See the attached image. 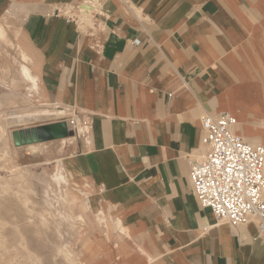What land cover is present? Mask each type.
I'll use <instances>...</instances> for the list:
<instances>
[{
    "label": "crops",
    "instance_id": "1",
    "mask_svg": "<svg viewBox=\"0 0 264 264\" xmlns=\"http://www.w3.org/2000/svg\"><path fill=\"white\" fill-rule=\"evenodd\" d=\"M6 17L43 106L88 127L64 165L121 218L122 264H264L256 222L218 223L189 164L207 112L264 144V0H0Z\"/></svg>",
    "mask_w": 264,
    "mask_h": 264
},
{
    "label": "rangeland",
    "instance_id": "2",
    "mask_svg": "<svg viewBox=\"0 0 264 264\" xmlns=\"http://www.w3.org/2000/svg\"><path fill=\"white\" fill-rule=\"evenodd\" d=\"M0 22H3L7 31L10 29L9 18H3ZM10 37L8 33L5 40L0 39V264H90L94 261V252L82 244L85 238L88 237L93 245L102 246L96 254L105 253L102 250L109 245L115 250L114 245L109 243L111 230L116 231L113 237L116 245H122L115 228H102L101 235L106 239L97 237L101 241L95 243L92 236L96 235L90 233L87 225L79 220L72 225L67 220L59 219L60 234L52 230L51 226V230L47 229L48 226L39 221L41 211H45L49 220L60 211H68L62 200L65 190L74 191L79 201L88 196L89 209L94 213L99 212L105 222L112 224L115 221H110L105 211L97 209V203L93 204V192L87 185L73 179L69 186L59 190L50 183V177L55 171V160L75 152L87 132L82 133L74 144L64 146L60 140L74 134L45 133L42 137L37 132H26L27 128L62 121L71 130L73 124L70 119L76 117L69 114L58 118L38 116L40 109L48 108L43 106L38 93H31L29 85L21 79L18 71L20 51L16 43L22 41L18 39L13 42ZM22 44L25 45L23 42ZM30 94L34 96L31 97ZM80 124L87 126L82 121ZM30 145H37L38 148L33 150ZM89 209L86 208L87 213ZM58 246L63 250L59 252ZM99 258L98 261L101 260ZM113 259L121 260L120 256Z\"/></svg>",
    "mask_w": 264,
    "mask_h": 264
},
{
    "label": "built area",
    "instance_id": "3",
    "mask_svg": "<svg viewBox=\"0 0 264 264\" xmlns=\"http://www.w3.org/2000/svg\"><path fill=\"white\" fill-rule=\"evenodd\" d=\"M237 123L229 111L202 117L205 149L189 161L190 180L200 204L218 223L239 228L255 221L256 238L264 243V144H253L236 133Z\"/></svg>",
    "mask_w": 264,
    "mask_h": 264
},
{
    "label": "bare ground",
    "instance_id": "4",
    "mask_svg": "<svg viewBox=\"0 0 264 264\" xmlns=\"http://www.w3.org/2000/svg\"><path fill=\"white\" fill-rule=\"evenodd\" d=\"M81 8L83 10V13L85 15H88L90 13V11H92L95 8V5L94 4L90 5V4L84 3V4H82ZM2 23L0 22V39L1 40H5L7 38V34L8 33H7L5 27H4V25ZM91 25H92V22H91ZM16 46L18 47V49L20 51V52H18V53H20L19 54L20 55V61H19V63H20L19 66L20 67L18 66L19 67L18 71H20L21 79L25 83H27L29 85V89H30L31 93L33 91L35 93H39V88H40L39 79H38V76L33 72V70H32L33 67L30 66L31 56L27 52V47L25 45H23L22 42H17ZM30 96L33 97L34 95L30 94ZM66 114L67 113L63 112V111H57V110H51V109H45V108L44 109H40L39 112H38V116L46 117V118H58V117L66 115ZM22 121H25V118H22ZM71 126H72V130L73 129L75 130V134L73 136H71V137L62 138L60 140L61 143L63 144L62 146L66 145V144H74L75 142L78 141V137L82 133H86L88 131V127L87 126H82V124H80L79 120H77V123H75V124H73ZM30 147L33 150H36L38 148L37 145H30ZM54 168H55L54 169L55 171L50 177L51 178L50 183H53L56 188L61 190V189H63V187H67V186L70 185V183L73 182V180L71 179V176L69 175L68 171L65 168L64 157H60V158H57L55 160ZM63 192H65V193L62 194V200H63V204L68 207V211L67 212H61V211L58 212L57 214H55V216H54V218L52 220L48 219V217L46 216L45 211L39 212V216H40L39 221H42L43 224L48 226L47 229L51 230L49 228L51 226L52 230H55L58 234H60L61 233L60 220H62V219L67 220L72 225H73V223H75V221L79 220L81 222H84V224L87 225L88 229H90L89 230L90 233L95 234L96 237H98L101 240H102V237H105V236L101 235V233H102L101 229L102 228L103 229H108V228H111V227L115 228L117 230L118 236L121 239H123V237L127 235L126 229H125V227L123 225V222H122L121 218H117L114 222H112L113 225H111V223L105 222V218L103 216H101L99 212L94 213L93 210L89 209V204L90 203H89L88 196H86L85 199L79 201L78 200V195L74 191L65 190ZM84 194L87 195L86 192ZM23 205H25V204H23ZM86 208L89 209V213L86 212ZM27 218H29V217H27ZM109 243H110V241H109ZM109 243H106V244H109ZM116 243H117L116 240H114V242L112 243L114 245V247H115V250L112 249L111 245H109V247L106 246V248L102 250V252H105V253H102V254H96L97 250L99 248L102 249V246L91 244L89 242L88 237L85 238V241H83L82 244L85 247L90 248L94 252L93 253V255H94L93 256V260L94 261H92L90 264H120L121 260H115L114 261V259H113L114 257L117 258V257L121 256L119 253H117L118 245H116ZM122 246H123V244L120 245L119 247H122ZM57 249H58L59 252L63 250V249L60 248V246H58ZM109 250H114V252H109L107 254L106 252L109 251ZM98 258L101 259V260L98 261ZM150 261H152V259H150Z\"/></svg>",
    "mask_w": 264,
    "mask_h": 264
},
{
    "label": "water",
    "instance_id": "5",
    "mask_svg": "<svg viewBox=\"0 0 264 264\" xmlns=\"http://www.w3.org/2000/svg\"><path fill=\"white\" fill-rule=\"evenodd\" d=\"M68 126L66 124L65 121L62 122H56V123H52L50 125H42L39 126L37 128H32V129H26L27 133H30L31 131H33L35 134L36 132L39 133L42 137L45 136V133H51V134H56V135H64V134H69V135H73L75 134L74 130H68ZM29 139V138H28Z\"/></svg>",
    "mask_w": 264,
    "mask_h": 264
}]
</instances>
